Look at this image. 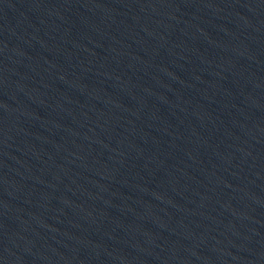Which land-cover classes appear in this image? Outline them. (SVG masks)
I'll return each instance as SVG.
<instances>
[{
	"label": "water",
	"instance_id": "obj_1",
	"mask_svg": "<svg viewBox=\"0 0 264 264\" xmlns=\"http://www.w3.org/2000/svg\"><path fill=\"white\" fill-rule=\"evenodd\" d=\"M0 264H264V0H111L15 187Z\"/></svg>",
	"mask_w": 264,
	"mask_h": 264
}]
</instances>
